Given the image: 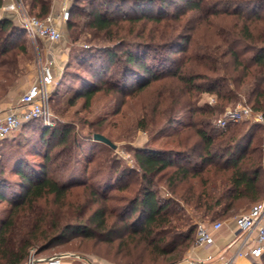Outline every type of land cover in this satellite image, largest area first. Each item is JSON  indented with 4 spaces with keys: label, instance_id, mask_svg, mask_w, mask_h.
Here are the masks:
<instances>
[{
    "label": "trees",
    "instance_id": "obj_1",
    "mask_svg": "<svg viewBox=\"0 0 264 264\" xmlns=\"http://www.w3.org/2000/svg\"><path fill=\"white\" fill-rule=\"evenodd\" d=\"M156 1L105 0L102 4L106 12L112 9L115 15L93 9L89 26L110 32L122 17L134 24L143 20L161 24L168 18L152 11L150 5ZM184 1L189 10L201 13L198 24L205 27L198 36L188 35L191 49L181 55L179 66L171 75H160L156 70L161 63H150L144 49H133H151L150 45L126 38L118 45L125 54L124 76L116 84L118 90L130 94L143 91L150 84L158 85L154 113L166 105L159 112L164 117L148 120L141 125L143 129L161 120L173 124L176 118L172 111L179 105L191 116V121L174 134L175 145L136 149L135 168L110 173L117 184L112 188L132 195H110L99 191L89 179L63 182L51 173L55 160L63 155V150L52 153L55 144L49 145L53 139H58L56 144L64 146L69 157L73 155L71 150L79 151L83 145L67 126L43 127L41 144L28 153L41 160H30L14 149L1 164L0 204L6 205L0 208V264H24L32 248L40 253L71 234L109 244L119 241L122 264L172 263L181 260L195 241L196 224L191 216L184 215L185 205L215 219L229 216L242 200L264 197L263 151L261 143L253 145L257 131L264 132V125L231 128L232 124L226 130L207 129L216 112L222 113L229 104L243 99L264 113V0ZM228 1L240 7L221 9V4ZM165 2L161 0L159 6L162 8ZM30 5L39 17L52 11V0H32ZM77 9L74 5L72 11ZM73 14L67 20L68 28L75 26ZM177 18L178 15L174 19ZM25 38L26 32L19 23L7 17L0 19V99L17 85L22 73L21 62L27 55ZM150 39L156 40L154 36ZM103 50L106 61L99 57L98 63H93L96 57L92 51L87 52L89 59L82 60H91L93 69L83 76L82 88L75 91V97H85L88 104L108 83L105 76L117 62L113 49ZM169 77L174 82H168ZM203 93L216 95L217 104L201 107ZM82 150L86 152L84 147ZM90 158L88 155L89 162ZM10 160L13 163L9 167ZM7 168L18 176V181H8ZM126 178L129 179L118 185ZM161 188L170 195L165 196ZM263 259L264 255L251 264Z\"/></svg>",
    "mask_w": 264,
    "mask_h": 264
},
{
    "label": "rangeland",
    "instance_id": "obj_2",
    "mask_svg": "<svg viewBox=\"0 0 264 264\" xmlns=\"http://www.w3.org/2000/svg\"><path fill=\"white\" fill-rule=\"evenodd\" d=\"M32 0H24L27 9L32 14H37V10L32 12L30 2ZM64 0H52V11L56 15L59 14ZM105 0H73V6L78 8L72 15L75 26L68 28V21L58 23L61 26L63 37L55 44L53 55L56 59L55 67V83L51 88L50 100V125H45L44 121L38 119L32 123H23L10 136L0 139V169L1 164L7 159L8 153L14 149L23 152L31 160H41V157L28 154L35 145L41 144L39 137L43 127H62L67 126L73 129V133L80 138V143L86 149V152L75 149L71 150L73 155L69 157L66 154L64 146L57 145L58 139L52 140L49 147L53 144L52 153H61L62 156L55 160L52 174L63 182L71 181L72 179L81 178L89 179L94 183L99 191L107 192L110 195L129 196L132 195L128 191H118L117 188H112L117 185L116 181L111 177V172L118 169L127 170V168H135L134 152L138 148L145 146L168 148L175 145V133L183 128L185 123L191 121L189 113L180 106H177L175 113L172 111L176 121L173 124L161 120L155 126H150L148 129H143L142 124L148 123L151 119L157 120L160 117V109H166L165 106H159V112L154 113L155 104L158 101L159 86L150 84L143 91L124 94L118 90L121 77L124 76V60L125 54L118 49L121 44V39L126 38L136 43H144L150 45L151 49L133 47L139 51L145 50L147 61L156 66L157 72L160 75H171L179 66V60L184 53L188 52L190 44L187 42V37L190 33L198 36L204 31L205 26H199L200 12L189 10L184 0H167L163 7L159 6L161 0L150 5L152 11L162 17H167V21L161 24H156L151 21L143 20L139 23H132L130 20H117L110 32H99L89 26L91 20V11L100 9L107 15H115L112 9L106 12L103 6ZM123 1V0H115ZM133 1V0H132ZM229 2V1H228ZM128 5H131L128 3ZM240 7V6H239ZM238 6L229 3H222L221 9H237ZM178 18L175 20V16ZM197 27V29H195ZM114 34L117 36L112 37ZM150 36H154L156 40H151ZM27 44V55L23 57L21 62L22 73L18 77L17 85L11 89L4 99H0V107L7 108L12 105L19 97L27 90L33 82L40 65L49 56L48 49L50 44L44 40L31 41L25 38ZM20 43V42H19ZM150 43V44H149ZM193 47V45H191ZM111 48L116 53V63L110 68V71L105 76L108 83L103 84L102 90L97 92L93 99L88 104L85 97H75V91L82 88L83 76L88 75L93 69L91 60H82L85 57L90 58L91 51L95 57L93 63H98V58L107 59L106 52L103 49ZM87 50V51H86ZM97 55V56H96ZM163 56L164 59H161ZM163 60V61H162ZM164 63V64H163ZM170 78V77H169ZM167 79V78H166ZM173 78L167 79L168 82H174ZM169 84V83H168ZM177 86V85H176ZM172 87V85H171ZM175 84L173 83V88ZM133 89V87H132ZM177 90V89H175ZM179 92V90L177 91ZM176 92V93H177ZM74 96V97H73ZM71 98L74 99V104L71 105ZM184 99V98H183ZM188 99V96L187 98ZM10 103V104H9ZM9 104V105H8ZM206 104L214 106L217 104V97L214 94L203 93L200 97L199 105L205 107ZM239 104H246V101H239L235 104H229L226 109L234 108ZM251 105V104H249ZM224 110V111H225ZM216 112L211 124L207 127L208 130L217 128L216 121L224 113ZM261 111V110H256ZM262 112V111H261ZM164 117V115H161ZM198 117V115L196 116ZM200 117V116H199ZM165 119V118H164ZM163 119V120H164ZM255 124L253 119L243 120L237 124H233L231 128L236 126L249 127ZM155 127V128H154ZM167 127V128H166ZM218 129V128H217ZM94 133H101L108 137L116 144V148H112L103 142L93 139ZM50 135H47L49 138ZM38 142V143H37ZM263 151L264 159V132L259 129L256 133L254 146L260 145ZM41 147V145H40ZM48 145L45 146L47 149ZM70 154V153H69ZM92 156V161L89 162L87 156ZM56 159V158H55ZM9 167L13 161L10 160ZM112 166L114 168L112 169ZM75 171V172H74ZM8 181L15 183L18 181V176L9 172V168L5 171ZM264 174V173H263ZM111 177V178H110ZM110 178V179H108ZM126 180H121L118 185L123 184ZM112 181V182H111ZM120 183V184H119ZM166 192L161 188V191ZM169 196V192L164 193ZM261 199V198H260ZM242 200L238 202L236 211L232 212L227 217L212 218L211 216L204 217L202 214L195 212L192 207L185 205L184 215L191 216L197 226L198 221H216L223 222L224 226L232 227L234 218L249 209V207L259 201ZM6 203H1L0 208H3ZM136 219L134 218L133 222ZM196 235V232H195ZM194 245V244H193ZM192 247L180 258L183 259L189 255ZM119 241L114 244L102 242L98 239H88L82 236L74 237L73 234L65 240L55 245L53 248L37 253L39 256L55 255L64 252H76L83 255H94L100 258L104 264H122L121 256L118 255L120 250ZM227 244L223 245L225 249ZM36 249V248H35ZM37 251V250H36ZM206 252L212 253L213 249H206ZM207 253V254H208ZM171 261H166L169 264ZM264 264V259L259 262Z\"/></svg>",
    "mask_w": 264,
    "mask_h": 264
},
{
    "label": "built area",
    "instance_id": "obj_3",
    "mask_svg": "<svg viewBox=\"0 0 264 264\" xmlns=\"http://www.w3.org/2000/svg\"><path fill=\"white\" fill-rule=\"evenodd\" d=\"M72 1L64 0L59 14L50 12L45 17L32 14L24 0H11L9 9L14 11L13 20L25 30L31 41L44 40L51 46L47 58L39 67L37 75L27 90L7 108L0 107V139L10 136L23 123L41 119L50 125L51 88L55 83L56 59L54 46L63 32L58 20L65 22L72 13ZM0 7V15L2 14ZM54 45V46H53ZM253 119L255 123L264 125V113L256 111L247 104H239L229 108L217 119V126L226 130L230 125L243 120ZM224 226L223 222L198 221L195 241L192 249L213 248L216 245L215 232ZM232 236L227 247L219 248L216 253L205 256L187 255L185 258L170 264H239L240 259H248L250 264L264 255V197L253 203L249 209L237 215L233 220ZM24 264H104L94 255H83L76 252H64L55 255L39 256L35 248L29 251Z\"/></svg>",
    "mask_w": 264,
    "mask_h": 264
},
{
    "label": "crops",
    "instance_id": "obj_4",
    "mask_svg": "<svg viewBox=\"0 0 264 264\" xmlns=\"http://www.w3.org/2000/svg\"><path fill=\"white\" fill-rule=\"evenodd\" d=\"M1 1V6L2 7V14L4 17L13 19L14 18V11L12 9H9V5L11 3V0H0ZM56 51H53V54L56 55ZM10 104V103H9ZM8 104V105H9ZM10 106V105H9ZM8 106V107H9ZM5 108V107H2ZM263 173H264V159H263ZM264 176V174H263ZM233 226V225H232ZM232 227L229 226H223L219 231L215 232V240H216V245L212 248L213 252L216 253L219 248H223V245L228 243V240L231 239V232H232ZM208 252H206V249L198 247L196 249H192L189 253V255L197 254L199 256H205ZM239 264H250V261L248 259H240Z\"/></svg>",
    "mask_w": 264,
    "mask_h": 264
},
{
    "label": "water",
    "instance_id": "obj_5",
    "mask_svg": "<svg viewBox=\"0 0 264 264\" xmlns=\"http://www.w3.org/2000/svg\"><path fill=\"white\" fill-rule=\"evenodd\" d=\"M1 18H4V16L0 15V19ZM93 138L97 141H101V142L109 145L112 148H116V144L112 140H110L108 137H106L105 135H103L101 133H94Z\"/></svg>",
    "mask_w": 264,
    "mask_h": 264
}]
</instances>
